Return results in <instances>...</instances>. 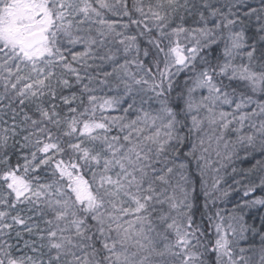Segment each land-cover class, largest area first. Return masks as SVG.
I'll use <instances>...</instances> for the list:
<instances>
[{
  "label": "snow or ice",
  "instance_id": "6c2138e0",
  "mask_svg": "<svg viewBox=\"0 0 264 264\" xmlns=\"http://www.w3.org/2000/svg\"><path fill=\"white\" fill-rule=\"evenodd\" d=\"M0 264H264V0H0Z\"/></svg>",
  "mask_w": 264,
  "mask_h": 264
}]
</instances>
